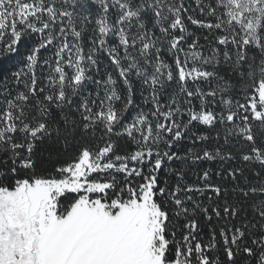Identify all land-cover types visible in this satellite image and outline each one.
Listing matches in <instances>:
<instances>
[{"label":"snow or ice","instance_id":"snow-or-ice-1","mask_svg":"<svg viewBox=\"0 0 264 264\" xmlns=\"http://www.w3.org/2000/svg\"><path fill=\"white\" fill-rule=\"evenodd\" d=\"M11 56L0 264H264V0H0Z\"/></svg>","mask_w":264,"mask_h":264},{"label":"trees","instance_id":"trees-1","mask_svg":"<svg viewBox=\"0 0 264 264\" xmlns=\"http://www.w3.org/2000/svg\"><path fill=\"white\" fill-rule=\"evenodd\" d=\"M23 45L21 47V51H23ZM19 59L18 56H11V57H8V58H3V59H0V65H3L4 67L6 68H10V67H13L17 60ZM139 99V98H137Z\"/></svg>","mask_w":264,"mask_h":264}]
</instances>
